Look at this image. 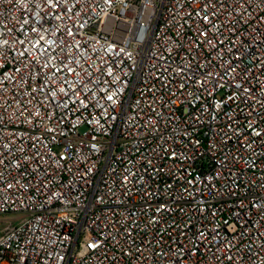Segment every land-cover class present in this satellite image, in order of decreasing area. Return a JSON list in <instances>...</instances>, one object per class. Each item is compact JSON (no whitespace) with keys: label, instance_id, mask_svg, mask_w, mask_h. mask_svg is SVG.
Instances as JSON below:
<instances>
[{"label":"built area","instance_id":"1","mask_svg":"<svg viewBox=\"0 0 264 264\" xmlns=\"http://www.w3.org/2000/svg\"><path fill=\"white\" fill-rule=\"evenodd\" d=\"M0 264H264V0H0Z\"/></svg>","mask_w":264,"mask_h":264},{"label":"rangeland","instance_id":"2","mask_svg":"<svg viewBox=\"0 0 264 264\" xmlns=\"http://www.w3.org/2000/svg\"><path fill=\"white\" fill-rule=\"evenodd\" d=\"M17 215L0 216V231L4 228L7 222H16Z\"/></svg>","mask_w":264,"mask_h":264}]
</instances>
